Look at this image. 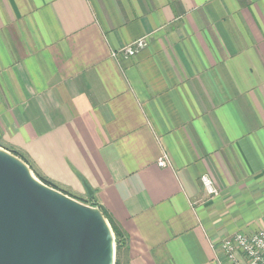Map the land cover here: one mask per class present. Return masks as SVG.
Returning a JSON list of instances; mask_svg holds the SVG:
<instances>
[{"label": "crops", "instance_id": "obj_1", "mask_svg": "<svg viewBox=\"0 0 264 264\" xmlns=\"http://www.w3.org/2000/svg\"><path fill=\"white\" fill-rule=\"evenodd\" d=\"M0 147L87 184L121 264H229L264 229V0H0Z\"/></svg>", "mask_w": 264, "mask_h": 264}, {"label": "water", "instance_id": "obj_2", "mask_svg": "<svg viewBox=\"0 0 264 264\" xmlns=\"http://www.w3.org/2000/svg\"><path fill=\"white\" fill-rule=\"evenodd\" d=\"M114 263L115 238L101 210L43 183L0 147V264Z\"/></svg>", "mask_w": 264, "mask_h": 264}, {"label": "built area", "instance_id": "obj_3", "mask_svg": "<svg viewBox=\"0 0 264 264\" xmlns=\"http://www.w3.org/2000/svg\"><path fill=\"white\" fill-rule=\"evenodd\" d=\"M145 45L142 39L123 47L128 55H133ZM166 158L158 160V165L166 166ZM200 182L209 197L219 195V189L209 174L200 176ZM220 249L229 264H264V229L251 234L233 233L220 242Z\"/></svg>", "mask_w": 264, "mask_h": 264}, {"label": "trees", "instance_id": "obj_4", "mask_svg": "<svg viewBox=\"0 0 264 264\" xmlns=\"http://www.w3.org/2000/svg\"><path fill=\"white\" fill-rule=\"evenodd\" d=\"M12 153H14L15 155H17L18 157H20L23 161H25L30 169L33 171V173L35 174L36 177H38L43 183L54 187L56 189H59L61 191H63L64 193H67L66 191L60 189L55 183H53L52 181H50L49 179H47L46 177H44L43 175L39 174L34 167L32 166V164L30 163V161L28 160V158L19 150L16 149H9ZM69 194V193H67ZM85 202L89 203V205L91 206H95L97 208H99L101 210V212L103 213V215L108 219L113 232H114V236H115V243H116V254L118 255V252L120 251H125L127 252L128 250V237L127 234L125 233V231L120 227V225L115 221V219L113 218V216L108 212V210L100 204V202L97 200V198L94 196V194L89 195L88 198L86 200H84ZM116 264H118V258L116 259Z\"/></svg>", "mask_w": 264, "mask_h": 264}, {"label": "rangeland", "instance_id": "obj_5", "mask_svg": "<svg viewBox=\"0 0 264 264\" xmlns=\"http://www.w3.org/2000/svg\"><path fill=\"white\" fill-rule=\"evenodd\" d=\"M6 150H8L9 152H11L9 149H6ZM12 153V152H11ZM14 154V153H13ZM15 155V154H14ZM17 156V155H16ZM20 158V157H19ZM31 170V169H30ZM31 172H32V174L35 176V174L33 173V171L31 170ZM36 177V176H35ZM37 179H39L38 177H36ZM40 180V179H39ZM41 181V180H40ZM54 188V187H53ZM56 189V188H55ZM59 190V189H58ZM61 191V190H60ZM63 192V191H62ZM64 193V192H63ZM68 193V192H67ZM67 193H65V194H67ZM220 194V193H219ZM67 195H69L70 197H72V198H74L75 200H78V201H80V202H82V203H84V204H87V205H89V203H87V202H85L84 200H86L87 198H88V196L86 197V195L85 194H83V196H73V195H71L70 193L69 194H67ZM106 218V217H105ZM107 219V218H106ZM107 221H108V219H107ZM109 222V221H108ZM110 224V223H109ZM110 227H111V225H110ZM111 229H112V227H111ZM112 231H113V229H112ZM237 233V232H236ZM238 233H243V232H238ZM113 234H114V232H113ZM243 234H246V233H243ZM225 237H227V236H225ZM225 237H223V238H221L220 239V242L222 241V239H224ZM114 238H115V236H114ZM220 242H219V244H220ZM127 253H128V250H127V252H125V251H120V252H118V255L116 254V243H115V263L114 264H116V259L118 258V264H121V262L123 261V259H124V257H125V255H127Z\"/></svg>", "mask_w": 264, "mask_h": 264}]
</instances>
